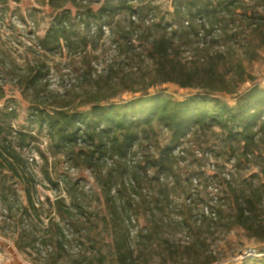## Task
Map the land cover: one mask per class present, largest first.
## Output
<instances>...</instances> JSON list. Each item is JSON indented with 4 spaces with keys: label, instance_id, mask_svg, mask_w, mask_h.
I'll return each instance as SVG.
<instances>
[{
    "label": "trees",
    "instance_id": "16d2710c",
    "mask_svg": "<svg viewBox=\"0 0 264 264\" xmlns=\"http://www.w3.org/2000/svg\"><path fill=\"white\" fill-rule=\"evenodd\" d=\"M42 4L51 22L33 51L88 63L82 85L61 94L39 60L12 75L33 92L28 125L0 107V212L16 249L44 264H231L218 237L243 230L264 253V86L243 88L264 48V0ZM168 83L193 92L177 99Z\"/></svg>",
    "mask_w": 264,
    "mask_h": 264
},
{
    "label": "rangeland",
    "instance_id": "374dc122",
    "mask_svg": "<svg viewBox=\"0 0 264 264\" xmlns=\"http://www.w3.org/2000/svg\"><path fill=\"white\" fill-rule=\"evenodd\" d=\"M4 1L6 0H0V107L8 101L11 106L17 108L18 112V118L13 123L17 126L28 125L29 101L33 98V92L25 89V85L21 86L18 83L11 82V80H14L12 75L23 76L28 64L39 60L41 65L44 64L51 67L49 87L51 90L61 94L82 85L84 80H82L81 73L82 69L86 67L88 59L83 55L67 58L66 54L52 55L46 54L44 51L41 53L33 51L31 47L36 43L38 37H42L45 34L51 22V9L49 6L42 4L47 0H20L19 2L7 0V3H4ZM152 1L155 5L160 4L164 10L172 9L173 0ZM128 19L127 14L119 13L115 16L114 23L122 28L128 24ZM189 39L192 44L197 41L193 37ZM187 43V47L189 46L190 48L186 47L185 57L190 58L195 46L189 44L188 40ZM101 49L99 48L96 54L100 53ZM101 58L99 61L102 60ZM105 63V61L103 63L100 62V64ZM246 65L249 73L253 76V81L247 82L243 88L250 86L254 82L264 86V48L260 50L258 59L247 62ZM162 88H166L177 99H182L193 92L190 88H181L174 83L165 84ZM157 89L158 87L152 88L151 92ZM122 96L123 98H130L132 94L126 92L122 93ZM226 98L230 102L233 101L231 96H226ZM35 128L36 126L33 129ZM45 135V131L40 135L44 141L43 147L46 146L47 142ZM35 155L38 161L35 168L39 171L43 160L38 154L35 153ZM55 158L64 161L61 153L51 155V159ZM215 162V156L206 162L208 173H213V163ZM66 165L64 164L61 170L65 169ZM71 173L75 174L76 177L84 176L89 181L92 178L90 171L81 172L78 169H72ZM62 188L64 190V187ZM63 190L62 193L65 195V190ZM39 191L42 196L50 195L54 197L55 195L53 190H45L42 187H39ZM8 229L0 212V264L45 263L42 259L34 260V257L20 253L11 237L4 234ZM222 237H218L217 243L219 251L221 250L222 263L239 264L248 257L264 255V253L259 254L257 250L261 246L243 230H235L226 237ZM238 249H242V253L237 252ZM62 264L73 263L70 259H65Z\"/></svg>",
    "mask_w": 264,
    "mask_h": 264
},
{
    "label": "built area",
    "instance_id": "2783aa9c",
    "mask_svg": "<svg viewBox=\"0 0 264 264\" xmlns=\"http://www.w3.org/2000/svg\"><path fill=\"white\" fill-rule=\"evenodd\" d=\"M204 21H205V19H202V18H199V19H198V22H199V23H204Z\"/></svg>",
    "mask_w": 264,
    "mask_h": 264
}]
</instances>
